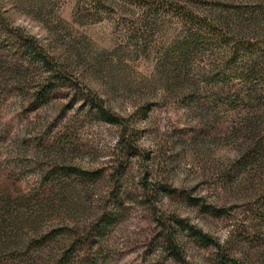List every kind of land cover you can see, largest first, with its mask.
<instances>
[{"label":"rangeland","instance_id":"rangeland-1","mask_svg":"<svg viewBox=\"0 0 264 264\" xmlns=\"http://www.w3.org/2000/svg\"><path fill=\"white\" fill-rule=\"evenodd\" d=\"M187 1L263 66L264 0ZM114 3L80 24L71 0H0V264H26L34 229L75 264H264V75L235 78L230 32L177 65L193 30Z\"/></svg>","mask_w":264,"mask_h":264},{"label":"trees","instance_id":"trees-1","mask_svg":"<svg viewBox=\"0 0 264 264\" xmlns=\"http://www.w3.org/2000/svg\"><path fill=\"white\" fill-rule=\"evenodd\" d=\"M73 2L74 12L78 15L79 23L85 24L87 19L91 18L92 21H97L104 14L108 12V9L115 5V0H71ZM123 2H128L129 6L135 7L139 12V0H120ZM142 16L143 23L142 28L147 29L150 25H161L160 28L163 29L165 23L163 20L165 18H172L176 20L177 23L181 24V27L186 30H193L192 35H188L189 42L186 46H182V49L178 50L174 58L177 65L181 64L189 55H191V50H193L192 45L195 38L205 37L207 33L211 32L212 36L215 38L214 41L223 43L225 46L228 45V33L234 34L236 39L233 41L229 50L226 53L227 59L229 61L235 60L238 57L239 52L246 51L242 60V67L240 73L235 76V78L241 79L242 81H257L259 75H264V64L262 67L258 68L256 62L254 44L249 42L246 38L245 32L238 30L234 27L233 21L230 22L227 19L218 17L216 14L205 15L197 10L195 7L189 4L186 0H142ZM132 12V10H130ZM139 16V14H138ZM136 28H140L139 20H137ZM182 28V29H183ZM192 44V45H191ZM253 47V49H251ZM41 50V48H39ZM166 57V56H165ZM167 59H171V57ZM42 63L46 62L45 59L41 60ZM224 72V71H223ZM51 76L45 78V85L42 88V93L37 96V100H43L47 94L52 93V87H54L57 79H64L63 72L60 69L51 72ZM221 77H223L221 75ZM102 111V110H100ZM102 119L106 122H115L112 117L108 114L102 112ZM59 230L51 231L49 234L44 236H39L37 230H32L31 235L26 238V240L20 239L19 243H23L22 254L24 255V260L26 264H75L69 255L70 252L66 254H59L58 249H55L54 239L58 235ZM2 233V234H1ZM0 235L5 237L2 241L0 240V250H9L14 243L12 240L16 237V234L8 236ZM15 236V237H14ZM17 241V242H18ZM199 241L202 245H207L210 243V239L204 234L201 235ZM173 241H171L172 243ZM175 248V246H173ZM172 249V248H171ZM177 249V248H176ZM170 251V250H169ZM176 251V250H175ZM175 259H179L182 264H187L183 257L179 258L177 253L174 254Z\"/></svg>","mask_w":264,"mask_h":264}]
</instances>
